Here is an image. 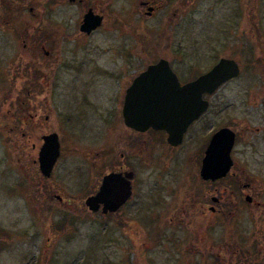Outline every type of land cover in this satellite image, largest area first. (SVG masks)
<instances>
[{"label": "rangeland", "instance_id": "1", "mask_svg": "<svg viewBox=\"0 0 264 264\" xmlns=\"http://www.w3.org/2000/svg\"><path fill=\"white\" fill-rule=\"evenodd\" d=\"M45 1L0 0V13L11 15L0 21V264H153L152 228L127 225V220L134 219L130 207L112 215L88 212L83 204L88 194L78 189L75 175H58L61 166L75 164L74 148L78 145L75 138H67L72 132L64 123L62 125L61 113L65 110L62 105L67 106L72 97L69 96L71 83L82 80L76 78L98 75L87 70L78 72L80 64L75 62L84 60L89 64L93 60L105 74L106 66L120 69L122 50H132L134 55L130 60L133 63L128 72L133 76L134 72L143 69L141 61L148 63L155 61L157 54L168 55V49L158 48L169 44L167 35L174 33L171 24L187 29L190 34L183 42L192 45V58L199 59L198 70L212 67L213 56L229 55L240 66V76L218 91L219 97L229 106L224 114V124L236 128L234 117L238 116V111L234 110V104L246 95H264V0H258L257 34L250 24V15H247L251 0H237V15L232 0L229 1L231 4L227 0H190L186 10L184 2L175 5L185 10L186 15L181 19L179 15H171L172 10L163 18L162 10L152 19L142 20L137 17L139 7L135 0H83L88 7L94 5L104 9L107 20L106 27L83 44L73 40L81 34L76 26L79 22L76 14L82 9L67 0L60 6L49 3L51 11L63 13L49 20L43 19L42 22L47 21L54 27L52 31L45 29L43 24L33 22L28 25L33 20L28 11L40 13ZM169 5V2L165 3L164 9ZM126 7L127 14H124ZM107 28L111 29L109 33ZM58 29L64 30L63 35L68 39L63 40ZM49 33L55 34L53 37L56 38L53 50L49 43H43L44 35ZM208 35L212 40L206 41ZM254 42L263 47L254 50ZM45 52L50 55L46 56ZM21 66L28 67L27 77L32 71L31 79L28 77L26 82L38 77L37 88L32 90L28 86L25 91L21 87L25 82V78L20 79ZM28 100L33 106L45 109L38 116L39 128L58 134L63 146L60 145L59 167L50 179L37 175L31 165L37 152L29 147L39 143L32 139L27 143L26 137L33 133L32 138L35 135L37 140L43 131L30 129ZM255 101L260 103L261 100ZM258 107L264 111V107ZM14 114L19 116L22 125L14 120ZM13 125L15 130H11ZM239 149L240 146L237 151ZM250 158L249 153L242 159L250 162ZM253 176L264 188V175ZM141 177L150 185L149 175ZM195 179L192 175L191 180ZM139 230L150 238L144 249L139 242ZM144 251H148L147 256H143Z\"/></svg>", "mask_w": 264, "mask_h": 264}, {"label": "flooded vegetation", "instance_id": "2", "mask_svg": "<svg viewBox=\"0 0 264 264\" xmlns=\"http://www.w3.org/2000/svg\"><path fill=\"white\" fill-rule=\"evenodd\" d=\"M63 1L55 0L51 4L56 3L60 6ZM135 1L139 7L137 17L140 20L152 19L162 10H164L163 18L172 10L171 15H179L178 18L181 19L186 15L185 7L190 4V0ZM168 2L170 11H167L169 7L164 9L165 3ZM181 2L185 3V10L175 6ZM237 2L232 0L236 15L239 13ZM67 3L77 4L78 8L82 9L76 14L79 21L76 25L78 30L83 16L89 9L95 15L102 17L100 26L90 34L87 35L79 30L81 33L79 37L73 38L77 43L83 44L84 40L92 38L97 31L106 27L104 9L94 5L88 7L83 0H67ZM45 5L40 13L31 9L28 11L27 14L33 18L28 25L35 22L45 25V29L52 31L54 27L47 21L42 22L43 19L49 20L63 13L51 11L49 1H46ZM178 10L181 12L179 13ZM257 11L258 0H251L247 15L251 17L250 24L256 34ZM123 13L127 14V7L124 8ZM7 16L11 17L0 13V18ZM38 17L41 22L38 21L40 20ZM171 26L174 33L167 35L169 44L164 48H158L162 51L168 49V55L164 57L157 54V59L148 63L141 61L143 69L138 73L134 72L133 76L128 72V68L133 63L130 60L134 55L132 50H122L119 54L120 69L113 70L109 65L104 67L105 74L97 68L93 60L89 64L84 60L75 62L80 64L78 72L87 70L98 75L76 78L82 80L71 83L69 96L72 97L69 98L67 106L62 105L65 109L61 113L62 125L64 123L65 128L72 132L71 134L67 132V138L70 136L75 138L78 145L74 148L75 164L61 166L58 175H75L78 189L88 194L85 200L99 192L103 178L107 175H120L124 182L128 180L131 195L128 201L112 214L130 207L134 212V219L127 220V225L152 228L153 241L150 244L154 254L153 264H264V188L258 185L260 182L253 176L264 175L262 150L264 111L258 107H264V95L260 93L259 97H255L254 94L253 97L246 95L240 98L234 104V110L238 111V116L234 117L237 127L230 128L224 124V114L229 106H226L223 98L219 97L218 91L234 80L224 83L212 94L202 95V101L207 103L206 110L188 125L180 138L177 135L173 136L174 141H169L170 135L165 129L140 130L124 123L122 111L127 92L134 79L148 66L166 60L179 84L183 86L209 72L222 58L236 61L229 55L213 56L215 63L212 67L204 71L198 70L199 59L192 58L194 55L192 45L183 42L190 32L181 27L175 28L176 25L173 24ZM58 31L63 36V40L68 39L63 35L64 30L58 29ZM106 31L109 33L111 29L107 28ZM121 33H124V30ZM53 36L55 34H45L43 40L44 44L51 45L52 50L56 40ZM209 40H212V37L208 35L206 41ZM259 46L262 45L254 42V50ZM237 48L238 46L234 47L235 50ZM45 55L49 56L50 52H45ZM256 60L254 65L257 64ZM26 72L28 74V71ZM28 77L31 79L32 71L29 72ZM36 78H32L29 83L32 90L38 87L39 79ZM97 89L100 91L97 92ZM257 99L261 100L260 103L255 101ZM27 106L30 110L28 117L32 120L30 129L37 132L40 126L37 122L38 116L45 109L41 110L38 105L33 106L30 100L27 101ZM47 118L46 116L45 119ZM178 121L180 122V119ZM179 124L170 125V129L177 130ZM224 128L235 133V143L231 152L232 167L224 178L214 181L203 180L200 169L208 153L210 141ZM15 129L16 126H11V130ZM42 131L43 135L37 140L35 135L32 138L33 133L28 132L26 137L27 143L30 139L39 143L37 145L33 143L29 147L37 152L31 162L37 175H42L39 170L38 154L43 145V137L54 133L44 129ZM56 135L58 137V134ZM58 142L59 157L50 177L54 175L56 167H59L62 156L59 137ZM238 146L240 149L237 151ZM249 153L250 162L242 159ZM141 175H149L150 185L145 183ZM192 175L196 178L194 181L191 180ZM85 200L83 204L87 209ZM143 201L148 203L145 204ZM151 201L155 203L152 204ZM101 211L102 206L99 207L98 212ZM139 232L141 235L139 242L144 249L150 238L141 230ZM147 253L148 251H144L143 256H147Z\"/></svg>", "mask_w": 264, "mask_h": 264}, {"label": "water", "instance_id": "3", "mask_svg": "<svg viewBox=\"0 0 264 264\" xmlns=\"http://www.w3.org/2000/svg\"><path fill=\"white\" fill-rule=\"evenodd\" d=\"M101 22L102 17L89 9L83 16L79 30L88 35L98 28ZM239 73L240 69L235 61L221 59L209 72L181 86L168 62L160 60L148 66L134 79L125 97L122 111L124 123L140 130L165 129L170 135L169 141H174L173 136L180 138L188 125L206 110L207 103L202 101V95L212 94L224 83L237 78ZM173 124H179L177 130L170 129ZM234 140V133L227 128L212 137L200 169L203 180L214 181L226 176L232 167L230 154ZM58 157L57 135L52 133L43 137L38 163L44 177H50ZM130 195L128 180L124 182L120 175H107L103 178L99 192L85 200V206L92 213H96L100 206L103 215L115 213L128 201Z\"/></svg>", "mask_w": 264, "mask_h": 264}, {"label": "trees", "instance_id": "4", "mask_svg": "<svg viewBox=\"0 0 264 264\" xmlns=\"http://www.w3.org/2000/svg\"><path fill=\"white\" fill-rule=\"evenodd\" d=\"M46 1H49V3L51 4V2L53 1V2H55V0H46ZM45 1V2H46ZM5 2H3V3H1V5H3ZM44 6H46L45 4H44ZM2 19H4L5 20V18H0V21H2ZM40 34V33H39ZM27 66H21L20 67V76H22L20 79H23L24 80V78H25V82H23L22 84H21V87H23L24 89H25V91H28L27 89H28V86H29V83L28 82H26V80H28V77H27V72H26V70H27ZM17 110V114H19V108H17L16 109ZM11 120H12V118H11ZM14 120H17V122H19V125H22L23 123L20 121L21 119L19 118V116L18 115H16V114H14ZM18 125V124H17ZM48 207H50L49 205H48Z\"/></svg>", "mask_w": 264, "mask_h": 264}]
</instances>
